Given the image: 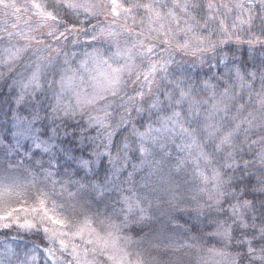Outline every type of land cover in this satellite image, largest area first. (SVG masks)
<instances>
[{
    "label": "clouds",
    "instance_id": "1",
    "mask_svg": "<svg viewBox=\"0 0 264 264\" xmlns=\"http://www.w3.org/2000/svg\"><path fill=\"white\" fill-rule=\"evenodd\" d=\"M0 264H264V0H0Z\"/></svg>",
    "mask_w": 264,
    "mask_h": 264
}]
</instances>
